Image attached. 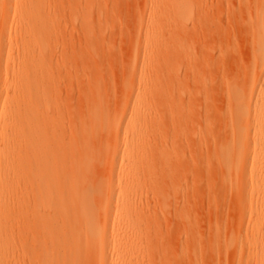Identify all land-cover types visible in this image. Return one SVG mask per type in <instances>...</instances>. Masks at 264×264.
<instances>
[{"label":"bare ground","instance_id":"bare-ground-1","mask_svg":"<svg viewBox=\"0 0 264 264\" xmlns=\"http://www.w3.org/2000/svg\"><path fill=\"white\" fill-rule=\"evenodd\" d=\"M22 1L20 9L14 10V0H0V254L20 243L23 255L13 264H184L192 253L190 264L206 262L196 250H182L172 259L168 254L163 257L164 252L150 247L145 237L149 227L142 220L144 199L151 193L159 203L172 195L170 215L185 220L181 214L186 197L175 186L187 180L190 162L186 164V147L191 142L196 150L211 152L208 161L211 156L217 160L222 186L239 209L236 225L213 229L210 248L214 252L209 255L223 256L224 264H264V0H253V9L246 13L244 21L251 31L249 58L243 75L223 77L224 104L218 103L220 109L215 106L223 118L218 127L215 122L219 117L213 122V112L209 111L213 86L201 72L208 74L217 67L224 50L218 41L209 50L197 46L195 32L198 36L206 31L207 17L199 0H143L142 13L128 40L131 49L127 50L123 77L119 82L114 79L116 88H111L115 93L110 99L102 92L104 85L94 86L100 89L90 93L76 119L72 115L75 111H70L68 119L69 105L63 102L65 110L58 94L59 79L74 65H66L68 71L62 74L64 67L59 69L56 61L64 57L56 60L52 53L54 49L57 52L55 42L59 49V42L66 45V39L72 38L65 32L68 36L64 37L56 27L61 26L57 25L61 3L47 0V4L45 0L43 7L40 0ZM69 1V23L84 39L78 43L87 45L89 51L95 43L99 48L107 38L105 29L110 27L106 1ZM240 1L245 7L250 4ZM50 3L55 13L48 7ZM13 14L19 17L22 37L6 42L4 31ZM13 48L35 51L18 68L9 69L4 58ZM78 57L89 62L93 59L90 54L89 58L78 54L77 61ZM70 58L67 60L72 63ZM82 60L76 62V68ZM84 62L80 66L86 67ZM77 71L70 73L76 75L78 83L81 74ZM86 71L81 72L83 76ZM160 74L165 75L164 80H159L163 79ZM10 80L15 90V82L24 88L16 92L18 96L7 91ZM115 99L117 104L111 108L108 101ZM198 100L206 110L192 107L196 113H190L191 104ZM7 103L13 105L4 109ZM198 109L202 110V121L191 119L199 124L193 141L188 124L195 129L189 118L199 117ZM142 174L159 181V186L161 178L168 175L172 191L161 186L153 190L148 183L141 186ZM248 216L255 219L252 226ZM14 223L20 228L17 237L4 230Z\"/></svg>","mask_w":264,"mask_h":264},{"label":"rangeland","instance_id":"rangeland-1","mask_svg":"<svg viewBox=\"0 0 264 264\" xmlns=\"http://www.w3.org/2000/svg\"><path fill=\"white\" fill-rule=\"evenodd\" d=\"M59 1L61 3L63 13L61 12V10L60 11L58 10L57 17H59V18L57 19V21L59 23L56 21L58 23V24L57 23L56 24L57 25L61 24V26H56V27H58L59 30L64 34V37L68 36L71 33L72 38L69 39V37L68 38L66 37L67 38L66 39V41H67L66 45H64L65 43L59 42L61 44V45L59 44V46H60L59 49H58V42H55V44H54V41H52L53 42L52 44H54L53 47L54 48L57 47L56 48L57 52H54V50H55L54 49L52 53L54 54V59H56V60H62L61 57H64L63 58L64 62L63 61L59 62L56 60H54V61H56V65L59 69H60V67H64L62 69V74H65V71L69 70L68 71L69 73L67 72V74H65V75H68V74L71 75V76L69 75L67 77H65V75H63L64 78L61 77L59 79V82L61 84L59 83V85H58L59 86L58 94L60 95V99L62 100V103L65 101L66 102V103L64 102L65 105H69V107L66 106L67 108H69V110L66 113L67 114L66 116L68 117V113H70V115H69L70 117H68V119L71 118L72 115H74V117L76 119V118H78L77 117L79 114L78 112L82 111L81 107L84 104V101L87 100L86 98H88V96L90 97L91 96L90 93H92L94 90L98 91L100 89V88H98V89L93 88L94 86L102 84V87H103V85H104L103 88L101 86L100 87L103 89L102 92H104L105 95H109V97L107 96L108 98H110V96H113V94L115 93L114 91L112 92V90L113 89L115 90L116 83L119 82L123 77V74H124L123 67L125 68V66H126L125 62L127 63L128 59H129V56H127V52L129 55V51H127V50L131 49V44L129 45L128 40H131L132 33L134 32L133 30L135 29V25H133V24L136 23L137 18L142 13L143 0H115L116 2L114 0H105L106 1V8H107L106 18L108 17L106 19V21L110 23V24H108L110 27L108 29L107 28L105 29V32H106L105 35L106 36H104V38L107 37L106 38L107 40L106 39L103 40L102 45H100L101 49H100V47L98 48V46H99L98 44L95 43V45H97V46L92 44L90 46L91 48L89 47L91 53L88 50L87 45L85 46L83 44L84 45L83 46L81 44V43H84V39H82L83 36L81 35L80 31L77 33L78 28H75L76 26L74 27L73 23H69L71 18L68 20L70 15H69V17H67L68 16L67 13H69V11L67 9L69 8L68 3H70V1L69 0L68 1L67 0H59ZM22 2H23L22 0H14V3L12 4V6H13L12 8L14 10H19L21 5H22ZM199 2L200 3L202 2L204 9L206 7V9H205L206 13L205 14L207 15V17H206L207 23L206 22L204 23V27L206 24V31L202 32V33L200 32L198 34V36L200 38H198V36L195 32L194 37H195V41H196L197 46L200 47L199 48L200 50L201 49H203V50L208 49L209 50L210 47L212 46V44L214 43V41L215 42L218 41L217 43H219V45H221L223 47L224 52L226 51L225 53L223 52V55L220 57L221 59L220 60L218 59V62L216 64L217 67L216 66L213 67L214 69L212 68L211 69L212 71H209L208 74L200 71L202 73L201 74L202 76L205 75V79L208 78V80H210L207 83H210L213 86V87H211V88H213L211 90L213 92V94H211L212 95L211 100L212 101L214 100L213 101L214 104L212 103V101L209 103L210 104L209 108L212 110V111L211 110H209V111H210V113L213 112L212 114H210L212 116L213 122H214V120L217 121V118L219 117L218 122H215L216 126L218 127V126L222 125V120H223L222 116H219V115H221L219 112V109L221 108L220 106H223V104H224L223 103L224 100L221 99V97L223 98V95H224V93H223L224 90L221 88L223 77L226 74L229 77L231 75L235 76L236 74L237 75L238 74L243 75V73L245 72L246 66H244V64L246 65V62L248 61V58H249L247 43H248L249 38H250L249 32H251V31H250V29L248 30V26H246V24H245L247 22H245L244 20H246V18H247L245 16H247L248 13L253 9L251 7H253L252 4L254 5V3H253V0H249V1L247 0L246 2L250 3V4H247V6H246L247 8H246L245 3H242L240 0H199ZM243 2H245V0ZM38 3L40 4V6H42V5H43V7L46 6L45 0H40V1H38ZM47 4H49L48 1H47ZM50 5H51V3H50ZM50 5H48V7H50V10H52V12H54V7L52 5L51 6ZM139 5L141 6L140 8H139ZM242 7H244V9ZM138 10H140V12ZM137 13H138V15H137ZM246 13H247V15H246ZM230 14H231V16H230ZM230 18H231V20H230ZM209 19H210V21H208ZM209 22H211V23H209ZM213 22H214V24H213ZM242 22H243V24H242ZM216 23H218V24H216ZM207 25H209V26H207ZM132 26H134V27L131 28ZM129 29H132V30L130 31ZM64 32L68 35H65ZM116 32H117V34H116ZM128 32H130V33L128 34ZM206 32H208V34ZM211 34H212V36H211ZM247 34H249V35H247ZM78 35L80 38L78 37ZM129 35H130V37H129ZM244 36L245 37L247 36V37L245 38ZM21 37H22V30H21V27L19 25V17L16 16V14H15L12 17V19L9 21V24L7 26L6 31H4L3 40H5L6 42H10V41H15L17 39H20ZM202 37H204V38H202ZM230 39H231V42H230ZM69 40H70V43H69ZM80 41H81V43H78ZM106 41H107V43H106ZM223 41H224V43H223ZM228 43H230V44H228ZM104 44H107V45H104ZM102 46H104V47H102ZM128 46H129V48H128ZM64 47L66 49H64ZM95 47H97L98 50L101 51V54H100V51H98V50L96 51L97 48L95 49ZM80 48L84 49V51H82ZM85 49L87 50L88 53L85 52L86 51ZM64 50H65V52H67V50H69V51L67 53H65ZM34 51H35V48H31V50L30 49L24 50V49H19V48H13V50L6 52L4 59L8 60V64H7L8 66L7 67L9 69L18 68L19 65L23 64L25 61H27L29 58H31L33 56ZM71 51H72V53H71ZM75 51H78V52H75ZM58 53H61V54H58ZM77 53L79 55L82 54L83 56L85 54V56L87 55L88 58H89V54H90V57L92 55L93 59L89 58V60H91L90 62L87 61L86 58L85 59L82 58L83 59L82 60V59H80L81 58L80 56H79L80 58L78 57V59L82 60L83 62L86 60L84 63H86V65L88 66V67L86 66L87 68L83 64H81L82 67L80 66V63L82 62L81 61L77 67L78 71L76 70L77 69L76 65L79 62V60L77 61V55H78ZM94 53H96V54H94ZM63 54H64V56H63ZM65 54H67V55H65ZM71 54H73L74 57ZM94 55L96 58L95 61H94ZM100 55H101V57H100ZM96 56H98V57H96ZM65 58H66V60H65ZM67 58H70L72 63L70 62L69 59L67 60ZM87 62H89L90 64ZM60 63H61V66L58 65ZM66 65L67 66L74 65V67L73 68L69 67L70 69L65 70V68H68ZM79 66L81 67V69ZM85 70H87L88 72L89 71H92V72L88 74L89 76H87L88 72L86 71V73H84L85 75L83 76L82 73L85 72ZM70 71H72V72H75V71L79 72L80 71V73H77V74L78 75L81 74L79 76H81V77L83 76V78L81 79V77L78 76L77 77L78 83H77V80L75 77L76 75L74 73L73 74L70 73ZM229 71H231V72H229ZM62 74H60V75L62 76ZM219 74L220 75L222 74V75L220 76ZM120 76H121V78L118 79ZM160 76L159 77L163 78V79H159V80L165 79L164 78L165 75L160 74ZM88 77H89L88 82L90 81L89 83L86 81ZM72 78L74 81H72ZM108 78L111 80H109ZM114 79L117 80L116 83H114V81H115ZM12 82H13L12 80H10L8 82L9 85L7 86V91H9L10 96H13L14 94H16L18 96L17 93L23 91L24 88L22 89L21 84H18V82H15L18 86L17 90H15L11 85ZM67 82H68V84H67ZM91 83H93V84H91ZM94 83H97V84H94ZM112 83H114V84L110 86V84H112ZM106 84H109L110 87ZM60 86H62V87H60ZM87 86H88V88H87ZM91 87L93 88V90H88ZM112 87H113V89H111ZM78 88L79 89L81 88V90H79ZM193 89L194 88L192 86V91H195ZM60 91L63 92L64 94H62ZM107 91H108V93H107ZM94 92H93V94H94ZM216 92H218V93H216ZM193 93H195V92H192V94ZM67 94H68V96H67ZM69 95H71V96H69ZM215 95H217V97ZM80 96H81V98H80ZM85 96H87V97H85ZM214 97H216V98H214ZM83 98H85V99H83ZM112 98H114V97H112ZM215 100L216 101L219 100V101L217 103H215L216 102ZM109 101H111V100H109ZM109 101H108V104H110L109 106L111 108H114L117 104V100L115 99L110 103H109ZM64 103H63V105H64ZM196 103H198V105ZM218 103L220 104V106H218L219 105ZM111 104H113V106ZM12 105H13L12 103H7L3 106V108L7 109V108H10ZM65 105H64V108L66 110L67 108L65 107ZM191 105L192 106L190 109V113L192 112L194 114L195 111L193 112L192 110H195L194 109L195 107H198V108L202 107L203 111L206 110L205 108H203L204 104H203V101H201V100L195 101ZM200 105H203V106H200ZM215 106L219 107V109H217V107H215ZM192 107H194V108H192ZM213 109H216V110H213ZM76 110H77V112H76ZM198 110L199 111H197V112H199V114L197 113V115H199V117H196V116L193 117L192 116L193 114H192L191 116L193 118H189L190 122L194 118H197L198 120L200 119V121H202V117H200V112L202 110H200V109H198ZM70 111H75L76 114L74 112H72L74 114L71 115ZM216 111H217V113H214ZM216 114H218V115H216ZM215 117H217V118L214 119ZM220 119H222V120L220 121ZM195 121H196V123H200V121L199 122L197 120H195ZM155 123L157 124L159 122L155 121ZM191 123H194V122H191ZM188 125L190 127L189 129L193 131L190 133V134H192V136L189 134L190 135L189 138L192 139L194 137V139H192V140L195 141L194 131L199 128V124L197 126V124L195 125V123H194L195 129H193V125H191L190 123ZM200 125H201V123H200ZM186 144H188V142ZM189 145H188L189 147L188 146L186 147V150H187V148H189V151L188 150L186 151L187 152V158L189 159V160L186 159L187 160L186 164L190 162V166L188 168L186 166L187 171L189 170V172H187L185 174L187 180L184 181L182 184H178L175 186V190L179 191V193H181V194H184L186 197V201H185L186 205L183 209L184 212H182V214H181V216H183V215L185 216V220L181 219L182 220L181 221V220H179L180 218H177L176 216H174V218H172L173 215H170L169 203L171 202V196L172 195L170 197H168V195H167V201L165 199L162 202L163 203L162 204V203L157 202L155 195H153L151 193L150 197H146L144 199L145 206L142 209V216H143L142 220H143L144 224L147 227H149L148 230L145 232V237L149 240L148 243H149L150 247H153V249H158V250L160 249L161 253L164 252L163 257H166V255L168 254L167 256L172 259V257L174 255L176 256V253L178 254L182 250L185 253H187V250L189 253L191 251L195 252V250H196L200 254V257L202 256L201 257V259L203 258L202 261H206V262L201 263V264H207V263L210 264V261H212L211 264H224L223 256L221 257L219 254H216L214 256L209 255L210 251H213L212 248H210V247H212V245H211L212 242H211L210 238H212V234L214 233L213 229L216 226L224 228L227 226V224L236 225L237 220H238V214L237 213H238L239 209H238L237 205L235 204V202H233L232 196H230L227 193V190L225 191L226 187L224 186V184H223L224 187L222 186V183H221L222 173L220 171L221 170L220 167L218 166L217 160L214 161V158L211 159L212 156L209 158L210 161L207 160L208 157L210 156L211 152L208 153L206 151L207 150L206 148H204V150L206 149L205 151L202 149L203 151L200 150L201 151L200 152L199 150H196V147H194V145H192L191 142H189ZM198 152H200V153H198ZM206 152L209 154L208 156H207ZM213 163H216V164H214V166H212ZM207 170H209V171H207ZM189 176H190V178H189ZM158 182L159 181L155 182V180H153V178L152 179L149 178L148 175H145V174L141 175V186H145L146 183H148L150 189H152L150 186H153V190H154V188H156V186H158V187L161 186L163 188V190L166 192L172 191L171 182L169 180L168 175H165V177L161 178L160 186H159ZM172 219H174V220H172ZM254 220L255 219H252L250 216H248L247 222L252 226L254 223ZM185 221H186V223H185ZM187 222H188V224H187ZM4 230L9 235L14 234L16 237L18 236V233L20 232V228L18 227V224H16V223L6 226L4 228ZM198 238H200V239H198ZM21 247H22L21 244L18 243L15 246H9L7 249H4L3 251H1V254H0L1 264H13L15 261L20 260V258L23 255V250ZM203 254H206V256ZM211 254H212V252H211ZM190 256H187L188 258L185 260V262L188 264L191 263L190 262ZM220 260H221V262H220ZM185 262H184V264H185ZM180 263H182V262H180ZM15 264H18V263H15ZM176 264H177V262H176Z\"/></svg>","mask_w":264,"mask_h":264}]
</instances>
